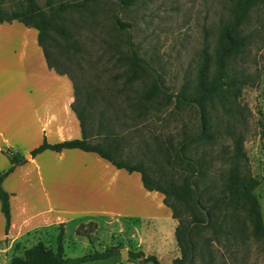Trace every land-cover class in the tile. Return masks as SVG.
<instances>
[{"label":"rangeland","instance_id":"rangeland-1","mask_svg":"<svg viewBox=\"0 0 264 264\" xmlns=\"http://www.w3.org/2000/svg\"><path fill=\"white\" fill-rule=\"evenodd\" d=\"M36 1L49 12L48 0ZM61 1L71 4L84 2L55 0V5L58 7ZM0 6L11 13L26 7V1L0 0ZM229 8L230 0H136L133 6L122 9L119 0H99L82 10L64 13L56 26L65 28L74 40L77 39L79 51L67 47V37L60 29L51 31L52 41L50 39L47 44L51 48L52 59L76 78L87 95L90 142L105 145L112 141L119 146L117 159L130 165H143L153 179L168 183L174 177H181V173L177 174L166 164L162 149L178 146L187 136L197 133L198 114L189 107L183 109L179 116L170 114V109L141 112L140 95L151 81L144 78L138 83H128V68L119 58L130 49L135 51L155 66L162 75L163 87L178 94L186 82H193L196 78L200 55L205 46L216 39L219 25L229 17ZM116 15L120 23L127 24L133 47L128 45L126 32L115 27ZM251 26L258 34L245 57L244 66L238 68L250 72L255 82L243 88L238 100L241 114L236 116V120L238 129L245 136L247 169L261 184L255 194L260 200L264 218V10L253 15ZM231 149L232 142L225 135L213 150L196 143L186 153L192 158L205 156L212 159L214 165L208 173L209 184L220 180L229 167L225 161L232 157ZM179 214L185 216L180 211ZM78 223H70L65 231L63 247L66 258L78 259L115 248V255L107 260L81 264H153L133 258L132 254L140 252L139 238L126 240L115 232L116 227L109 230L102 226L90 240L77 235L75 226ZM141 225L139 230L144 229ZM59 234L60 227L53 232L42 233L41 241L57 250ZM202 235L211 237V232L204 231ZM170 239L175 247L174 234ZM37 240L35 237L10 246L7 240L0 239V264H11L13 258L24 257L25 251ZM231 243L232 240L227 242L224 237H221V242L213 243L218 264H264V241L248 240L246 248L238 256L236 249L229 246ZM122 249L127 252L125 259L121 255ZM235 258L239 259L238 263ZM164 264H174V261H164Z\"/></svg>","mask_w":264,"mask_h":264},{"label":"trees","instance_id":"trees-1","mask_svg":"<svg viewBox=\"0 0 264 264\" xmlns=\"http://www.w3.org/2000/svg\"><path fill=\"white\" fill-rule=\"evenodd\" d=\"M25 1L26 7L11 13L0 6V22L16 21L25 27L40 29L39 45L43 49L49 68L67 76L73 83L75 102L72 108L83 131L81 140L50 144L45 139L42 145L29 151L32 157L35 158L46 150L59 153L61 150L78 149L88 153L94 152L118 169L125 168L129 173H140L144 187L150 192L163 194L165 205L172 210L173 218L178 221L175 237L180 257L174 260V264H218L212 245L217 241L221 242V237L226 238L227 242L233 241L229 246L236 249L237 256L246 248L248 240L264 241V218L260 200L255 194L261 184L247 169L245 136L238 129L236 120V116L241 114L238 100L242 96L243 88L255 82L250 72L247 73L245 69L238 67L244 66L245 57L258 34L251 26L252 17L264 10V0H230L229 17L219 25L216 39L203 49L196 78L193 82H186L178 94L166 90L163 87L162 75L155 66L139 57L135 51L130 49L119 58L128 68V83H138L144 78L151 81L147 90L140 95L141 112L170 109V114L179 116L183 109L189 107L198 114L197 133L187 136L178 146L162 149L166 164L177 174L181 173V177H174L168 183L153 179L143 165H130L122 159H117L119 146L112 141L106 142L105 145L90 142L87 128L90 118L87 95L76 78L62 69L50 54L51 48L47 42L51 39L53 29H60L65 33L68 48L79 51L77 39L74 40L65 28L57 27L56 22L64 13L82 10L91 2L99 0H84L83 3L76 4L61 1L58 7L55 0H48L49 12L42 9L36 0ZM135 2L136 0H119L120 8L131 7ZM114 19L115 27L126 32L128 45L133 47L127 24L120 23L117 15ZM225 135L232 142L233 155L229 161H225L229 167L220 180L207 184L208 173L214 165L212 159L208 160L205 156L189 157L186 150L196 143L213 150L219 139ZM159 150L161 152V149ZM3 153L11 163L6 171L0 173V212L5 218V233L8 235L12 223L11 194L2 184L17 167L25 164V157L10 150ZM179 211L185 216H181ZM64 229L61 224L56 240L57 250L38 242L25 251L24 257L13 258L11 264H81L91 260H107L115 255L116 249L113 248L78 259L66 258L63 247ZM97 229V224L91 221L87 225H81L76 233L92 240L91 236ZM204 231H210L211 237H204ZM132 256L136 260L161 264L155 255L146 257L143 252H139ZM238 261L239 259L235 258V262Z\"/></svg>","mask_w":264,"mask_h":264},{"label":"crops","instance_id":"crops-1","mask_svg":"<svg viewBox=\"0 0 264 264\" xmlns=\"http://www.w3.org/2000/svg\"><path fill=\"white\" fill-rule=\"evenodd\" d=\"M39 34L40 29L16 21L0 22V173L11 165L3 151L25 157L45 139L50 144L83 139L72 108L73 83L49 68ZM141 179L140 173L118 169L94 152L46 150L31 155L2 184L11 194L12 223L6 235L0 212V239L10 246L35 237L38 243L42 233L61 224L66 231L79 221L77 231L93 221L98 227L94 235L102 226L116 227L126 240L139 238L137 245L146 257L172 263L180 257L178 221L165 196L148 191Z\"/></svg>","mask_w":264,"mask_h":264},{"label":"water","instance_id":"water-1","mask_svg":"<svg viewBox=\"0 0 264 264\" xmlns=\"http://www.w3.org/2000/svg\"><path fill=\"white\" fill-rule=\"evenodd\" d=\"M30 157H31V154H28V155L25 156V159H28V158H30ZM121 255H122V257L125 259L126 256H127V252H126V250L122 249V251H121Z\"/></svg>","mask_w":264,"mask_h":264}]
</instances>
